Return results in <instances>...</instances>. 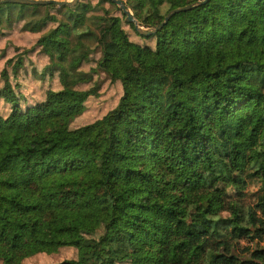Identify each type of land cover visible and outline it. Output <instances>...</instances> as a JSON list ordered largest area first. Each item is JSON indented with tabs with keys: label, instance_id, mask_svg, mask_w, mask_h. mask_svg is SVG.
<instances>
[{
	"label": "trees",
	"instance_id": "16d2710c",
	"mask_svg": "<svg viewBox=\"0 0 264 264\" xmlns=\"http://www.w3.org/2000/svg\"><path fill=\"white\" fill-rule=\"evenodd\" d=\"M198 1L122 0L150 29L195 5L150 35L113 0L0 3L43 32L0 76V264H264V0ZM37 50L61 87L29 101L11 75ZM100 74L117 105L73 126Z\"/></svg>",
	"mask_w": 264,
	"mask_h": 264
},
{
	"label": "rangeland",
	"instance_id": "374dc122",
	"mask_svg": "<svg viewBox=\"0 0 264 264\" xmlns=\"http://www.w3.org/2000/svg\"><path fill=\"white\" fill-rule=\"evenodd\" d=\"M93 3L97 0H91ZM105 6L111 7L109 3H105ZM133 13V12H132ZM116 15H120V12H117ZM126 20V19H125ZM24 21L19 20L15 22L10 28L0 27V76L1 71L4 68L5 61L9 57H12L16 54L15 47L20 49H29L31 48L35 41L43 32H31L23 30ZM124 29L129 33L130 38L136 42H143L153 45L154 39H143L138 36L135 30L128 24L123 25ZM2 28V29H1ZM143 29L145 28L142 26ZM3 49H6L4 56L1 57ZM22 51V50H21ZM29 60H26L27 66L24 70L21 71V74L17 80L11 79L15 84L18 81L20 86V91L31 100H40L43 98L47 89H59L61 87L59 74L57 72L50 75L49 73H44L43 68L47 64V57L44 56L39 50L33 51L28 56ZM93 65L91 62L84 63L80 69L88 71L89 68ZM34 72L37 73V76ZM44 73V74H42ZM43 75V76H42ZM98 77V76H97ZM96 77V78H97ZM101 83L100 90L97 96L89 97L85 103L84 108L80 116L75 120L73 126H82L89 124L95 121L98 118H101L108 111L113 109L122 94V88L119 83H111L110 80L106 77L105 74H100L97 78ZM3 85V82L0 77V87ZM88 85H83L82 88H87ZM2 102V101H1ZM21 104L24 106V100L21 101ZM0 108L4 112H9L10 107L4 103H0ZM251 189H257L255 185H251ZM93 224V222H92ZM78 225V224H76ZM73 225V226H76ZM74 232L65 233L62 238L70 239L74 236ZM78 255V250L73 246H63L60 247L56 252L52 253H41L30 257L24 261L25 264H45L50 262H59L65 259L76 258Z\"/></svg>",
	"mask_w": 264,
	"mask_h": 264
},
{
	"label": "water",
	"instance_id": "95a60500",
	"mask_svg": "<svg viewBox=\"0 0 264 264\" xmlns=\"http://www.w3.org/2000/svg\"><path fill=\"white\" fill-rule=\"evenodd\" d=\"M78 0H0V3L3 2H18V3H30V4H48V3H57L59 5H74ZM114 2H116L118 4V6L123 10V12L126 15V21L128 22H134L135 24V29L144 35H150L152 33H155L157 30H159L160 28H162V26L164 24H166L169 19L176 13L183 11V10H187L190 9L191 7L195 6V5H186V6H181V7H177L174 8L172 10H170L168 12V14L166 15L164 21L160 24H158L155 28L153 29H143L142 26L138 23V21L134 18V15L132 13V11L130 9H128L126 7V5L122 2V0H113ZM207 0H202V1H198L197 4H201L206 2Z\"/></svg>",
	"mask_w": 264,
	"mask_h": 264
}]
</instances>
